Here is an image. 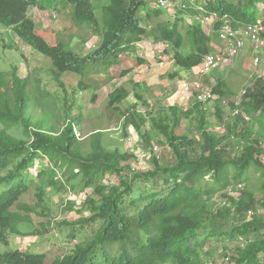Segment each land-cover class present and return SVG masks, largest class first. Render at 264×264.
I'll use <instances>...</instances> for the list:
<instances>
[{"label":"trees","instance_id":"obj_1","mask_svg":"<svg viewBox=\"0 0 264 264\" xmlns=\"http://www.w3.org/2000/svg\"><path fill=\"white\" fill-rule=\"evenodd\" d=\"M255 1L248 0L245 5H240L233 0H207L206 8L216 11L219 16L227 14L242 24L254 20L256 11L252 4H256ZM150 2L107 0L101 6V17L97 18L93 0H0V25L11 28L23 43L51 62L52 76L61 88L64 89L63 73L79 75L74 90L77 92L91 91V75L107 73L120 63L122 55L135 49V43L145 35L155 41L168 42L178 68L187 71L197 67L212 50L216 28L221 22L215 21L212 31L206 33L197 21L184 25L181 11L171 17L163 10L150 7ZM56 5L61 10H68L75 25L91 28L93 35L100 38L96 49L81 54L70 46L72 35L51 43L36 28L28 14L29 7L48 10ZM162 14L165 20H156ZM185 44L186 51L183 50ZM138 63L145 61L138 58ZM175 76H178V70L173 72L172 77ZM223 87L224 82L217 80L213 93L224 95ZM128 96L127 88L119 85L109 93L107 106L119 109ZM137 97L138 100L142 98L140 94ZM33 100L28 77H17L15 84H7L0 71V243L7 245L9 235L20 234L19 225L30 219L28 213L32 208L20 199L32 184L38 191L36 205L43 202L46 192L38 181L66 189L73 188L70 180L78 177L81 190L92 189L80 203L89 207L92 215L78 220V228H71L67 234L69 239H75L76 233L85 226L96 223L98 226L92 228L87 238L76 242L69 252L51 262H47L45 253L15 249L0 256L2 264H208L200 252L205 241L203 220L221 228L222 224L217 220L227 217L236 219L237 224L225 228V236L245 244L224 253L220 264H264V216L256 214L247 218L246 215L247 209L264 206V201L257 202L250 191H242L239 197L226 194L224 202L228 200L231 209L225 207L210 216L203 203L206 197L227 188L231 181L237 184L246 181L249 168H264L262 144L248 127L249 121L254 119L255 106L264 105L262 80L258 79L247 88L239 104L241 111L249 114L251 119L246 121L239 116L242 130L230 132L246 143L237 155H230L229 144H223L226 135L216 136L205 130L202 114V142L191 134V129L176 131L182 119L191 118L201 110L204 105L201 102L194 101L185 109L176 104L168 105L172 121L166 119V116L170 118L166 115L167 110L159 106L158 117L150 119L153 125L147 130L141 129L147 117L135 110V106L121 111L125 125H132L139 131L146 148L152 149V138L159 135L173 153L175 160L167 166H160L153 156L156 170L136 167L131 170L129 161L133 156L119 147H107L100 131L88 136V148H84L74 133L76 127L80 128L82 117L73 113V104L62 106L66 120L63 129H42V120L34 121L28 113ZM19 128L21 134L15 133L14 129ZM37 158H46L48 165L36 172L33 180L29 165ZM59 172L61 176L57 177ZM155 175L165 177L166 192L152 193L149 197L140 192L137 198L133 197L139 189L137 184L147 182ZM111 176L118 177V181L109 182ZM210 260L211 264H216L213 258H208Z\"/></svg>","mask_w":264,"mask_h":264},{"label":"rangeland","instance_id":"obj_2","mask_svg":"<svg viewBox=\"0 0 264 264\" xmlns=\"http://www.w3.org/2000/svg\"><path fill=\"white\" fill-rule=\"evenodd\" d=\"M93 1L96 2L94 14L97 18H100L101 6L105 5L107 0ZM150 1V7L155 8L154 1ZM233 1L245 5L248 0ZM255 2L256 4H252V6H255V17L261 15L264 18V0H256ZM28 14L33 18L36 28L51 43L72 35L70 46L81 54L91 52L100 43V38L93 35L89 26L75 25L68 10H61L59 5L48 10H40L37 6H31L28 9ZM165 18L162 14L156 20H165ZM182 23L187 25L185 21ZM206 31L209 32V30ZM217 44H219V41L214 38L213 45ZM187 48V44H185L183 50L186 51ZM245 52H241L234 59L231 66L218 68L219 70H216L212 75L213 82L219 79L224 82L223 90L225 94L222 96L214 94V99L202 105L201 110L196 111L191 118L182 119L179 128L176 129L177 132H181L183 129H191V134L202 142V130H200V127H202V123L200 124L202 114L207 132L216 136L226 135L223 144H229L228 151L230 155H237L241 151L246 143L242 138L230 132L231 130H233L232 132L242 130V121L239 116L233 114V110L237 94L246 81H251L249 76L253 73L250 54L247 55ZM172 56L173 48L170 44L167 47L166 44L155 41L153 37L142 36L141 40L135 43V49L122 55L120 63L112 66L107 73L91 75L93 86L91 91L77 92L74 90L77 88L79 75L69 72L63 73L61 81L64 84V89L61 88L52 76L53 66L51 62L23 43L16 37L11 28L0 25V71L3 73V78L7 84H15L17 77H28L30 93L34 99L28 108L32 120H42V129L59 131L64 128L66 123L62 114V106L73 104V113L80 114L82 117L80 128L76 127L74 133L83 143V147L88 148L87 138L91 133L100 131L103 135L102 141L107 144V147L110 149L119 147L123 152L133 156L129 161L131 170L132 167L141 170H156L151 159L153 156L156 157L160 166H167L175 160L167 143H164L162 141L164 139L159 135L153 136L152 149L146 148L139 131H136L132 125H125V119L121 114V111H127L128 108L135 106V110L147 117L145 123L141 124V129L147 130L153 125V120L150 119L158 117V112L161 110L159 106H162L167 110L166 115L170 116L169 118L165 115L166 119L172 121L171 113L167 108L170 105L167 97L168 94L176 91L178 81L186 74V70L177 67ZM138 58L143 59L145 64L140 65ZM124 70H128L127 73L124 74ZM177 70L178 76L172 77L173 72ZM189 76L192 77V74H189ZM255 76L256 73H253L251 77ZM119 85L127 88L129 96L121 103L119 109L108 107L109 93ZM137 94H140L141 100H138ZM93 95L95 96L94 99H92ZM175 99L176 105L180 108H188L191 104L179 95H176ZM154 108H158L157 111ZM252 116L254 119L249 121L251 123L248 124V127L255 133L254 138H257L262 144L261 156L264 162L263 103L255 106ZM137 121L139 122V120ZM14 132L21 134L20 128L14 129ZM155 145H157L156 149L154 148ZM125 163L123 162V164ZM47 165L48 160L46 158H37L33 161L29 165V174L32 179L35 180L36 172L46 168ZM60 176L61 172L57 177ZM207 178L208 176H206ZM108 179L109 182H117L119 178L111 176ZM38 182L44 186L46 192L43 196V202L36 205L38 191L32 184V187L20 199L21 202H26L31 206L32 211L28 213L30 219L19 225L20 234L9 235L7 245L0 243V256L4 252L19 249L45 253L47 262H51L57 256H63L69 252L76 242L87 238L92 232V228L98 226L97 223L85 226L76 233L75 239H69L67 236L71 228H78L80 218L92 215L89 207L80 205L86 194L92 193V189L81 190L77 184L79 182L78 177L70 180L74 187L66 189L54 188L44 184V182ZM231 182L224 190L204 199L203 203L210 212L209 216L216 211L223 210L225 207L231 209L232 204L228 203V200H226V203L224 202L223 196L226 194L239 197L242 191H250L258 200L257 202L262 203L264 201V168L260 170L249 168L248 178L242 184H237L235 181ZM137 185L139 189L133 193L135 198L140 195V192L145 197H149L152 193L163 194L166 192L165 177L163 175H155L151 180ZM203 222L204 232H202V237H205V241H203L200 252L208 264H211V260L208 261V258H213L216 264L222 263L224 253L232 252L237 246L245 244L242 240L229 239L225 236L224 229L231 224H237L236 219L227 217L217 220L218 223L222 224L221 228L216 227L215 224H208V220H203ZM218 230H222V232L218 233ZM115 247L117 248V245ZM0 264H2L1 261Z\"/></svg>","mask_w":264,"mask_h":264},{"label":"built area","instance_id":"obj_3","mask_svg":"<svg viewBox=\"0 0 264 264\" xmlns=\"http://www.w3.org/2000/svg\"><path fill=\"white\" fill-rule=\"evenodd\" d=\"M153 1L155 8L169 13L172 17L176 16V11H181L185 22L197 21L209 32L214 28L215 21L221 22L220 27L216 28L219 44L212 43V50L203 57L201 63L186 71L185 76L178 81L176 91L167 97L168 102L175 103L176 95L189 102L198 101L203 104L210 102L215 97L213 87L217 81L213 82L214 72L223 66H231L234 59L246 51L247 55L250 54L252 72L256 73V76L251 77L253 75L251 73L249 76L251 81H246L237 94L233 114L249 121L251 116L242 112L239 104L246 95L247 88L252 86L256 79L264 82V18L259 15L250 22L240 24L227 14L219 16L216 11L206 8L207 0ZM160 43L167 45L165 42ZM189 74H192V77ZM154 148L156 149L157 145ZM256 214L264 216L263 205L251 207L246 211L247 218Z\"/></svg>","mask_w":264,"mask_h":264},{"label":"clouds","instance_id":"obj_4","mask_svg":"<svg viewBox=\"0 0 264 264\" xmlns=\"http://www.w3.org/2000/svg\"><path fill=\"white\" fill-rule=\"evenodd\" d=\"M160 42H165V43H167V47L169 46V43L168 42H166V41H160ZM33 49V48H32ZM121 58V57H120ZM169 95H171V94H168V96ZM168 101V100H167ZM170 104V103H169ZM173 104H176V103H173ZM173 104H171V105H173Z\"/></svg>","mask_w":264,"mask_h":264},{"label":"bare ground","instance_id":"obj_5","mask_svg":"<svg viewBox=\"0 0 264 264\" xmlns=\"http://www.w3.org/2000/svg\"><path fill=\"white\" fill-rule=\"evenodd\" d=\"M200 26H201V25H200ZM201 27H202V26H201ZM202 29L206 31V29H204L203 27H202ZM216 39H217V38H216ZM142 64H144V63H142ZM140 65H141V64H140ZM190 103H193V102H190Z\"/></svg>","mask_w":264,"mask_h":264},{"label":"crops","instance_id":"obj_6","mask_svg":"<svg viewBox=\"0 0 264 264\" xmlns=\"http://www.w3.org/2000/svg\"><path fill=\"white\" fill-rule=\"evenodd\" d=\"M145 64V63H144ZM143 65V64H142Z\"/></svg>","mask_w":264,"mask_h":264}]
</instances>
